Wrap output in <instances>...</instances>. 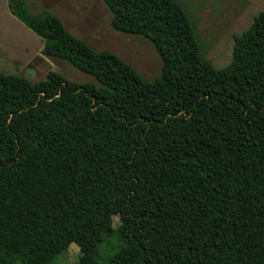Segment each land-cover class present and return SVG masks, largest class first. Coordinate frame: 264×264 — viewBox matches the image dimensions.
I'll list each match as a JSON object with an SVG mask.
<instances>
[{"label":"trees","instance_id":"1","mask_svg":"<svg viewBox=\"0 0 264 264\" xmlns=\"http://www.w3.org/2000/svg\"><path fill=\"white\" fill-rule=\"evenodd\" d=\"M111 28L161 59L142 78L22 0L8 11L41 55L94 82L0 72V264H99L89 233L110 213L105 264H264V12L216 69L176 0H102Z\"/></svg>","mask_w":264,"mask_h":264},{"label":"rangeland","instance_id":"2","mask_svg":"<svg viewBox=\"0 0 264 264\" xmlns=\"http://www.w3.org/2000/svg\"><path fill=\"white\" fill-rule=\"evenodd\" d=\"M33 14L50 13L58 17L66 30L94 50H108L129 64L142 78L154 80L161 69V59L143 37L122 34L110 26L111 13L102 0H22ZM186 12L201 54L214 68L225 67L232 57V36L241 34L253 17L264 12V0H176ZM9 0H0V72L24 75L33 71L32 83L45 79L48 71L75 83L94 79L69 62L41 55L42 40L8 11ZM118 224L116 213H110L89 235L97 238L99 264H105L119 247L113 233ZM75 244L58 254L54 264H75L79 257Z\"/></svg>","mask_w":264,"mask_h":264},{"label":"water","instance_id":"3","mask_svg":"<svg viewBox=\"0 0 264 264\" xmlns=\"http://www.w3.org/2000/svg\"><path fill=\"white\" fill-rule=\"evenodd\" d=\"M33 76V71L32 70H30V69H27L26 70V73L23 75V77L25 78V79H29V78H31Z\"/></svg>","mask_w":264,"mask_h":264}]
</instances>
